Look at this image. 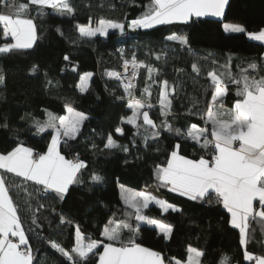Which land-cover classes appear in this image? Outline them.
Returning <instances> with one entry per match:
<instances>
[{
  "label": "snow or ice",
  "instance_id": "snow-or-ice-1",
  "mask_svg": "<svg viewBox=\"0 0 264 264\" xmlns=\"http://www.w3.org/2000/svg\"><path fill=\"white\" fill-rule=\"evenodd\" d=\"M229 0H147L143 5L144 11L126 25L110 19L100 18L96 26H92L91 18L87 25H76L80 37H95L97 34L106 36L109 29H118L122 34L126 28L153 29L158 25H190L203 22L200 18H221V28L225 34H244L248 40L264 44V27L249 30L244 24L226 22V6ZM0 5L8 12H0V25L4 38H11L12 42L0 46V54H10L16 50L32 49L40 38L35 18L48 15L47 9L60 16H74L75 7L71 0H27V3H16L15 0H0ZM36 16L33 17L32 13ZM127 19V17H125ZM56 31L63 35L60 28ZM164 40L176 42L182 48L192 53L189 37L186 34L172 32ZM163 52V50H162ZM194 54V53H193ZM213 57L208 53L203 57L205 61ZM161 57L156 55V59ZM65 61L71 62V57L64 55ZM211 64L219 65L224 71L216 68L208 70L206 79L210 81L205 90L206 108L203 112L193 104L188 115H198L199 123H190L186 128L175 127L172 120L177 118L173 110L176 86L170 85L168 80L159 82L157 103L160 117L164 119L157 123L150 116V110L156 107L152 103V85L145 83L140 93L141 98L135 95L137 78L140 69H146L147 80L157 83L154 74L159 69L146 64L136 58L124 59L123 72L107 71V76L120 81L124 94L117 97L127 100V108L132 115L121 117V124L131 125L136 131L131 143L136 146V137L140 136L145 148L151 147L149 140L158 142L164 132L174 133L184 142L192 141L207 153L198 159L188 158L182 153L181 142L173 145L166 165H157L156 177L160 185L168 188L180 197L191 201L211 203L216 202L230 214L228 223L232 228L239 230V244L244 246L242 259L254 261L255 264H264V255H254L247 249L250 233V222L256 221L264 225V54L260 61L249 62L246 67H239L238 72L232 70V60L228 57L225 63L212 58ZM192 71L199 76L204 65L194 62ZM73 71L76 67L73 66ZM31 71H39L38 65H33ZM177 71H183L177 69ZM130 72V75H129ZM47 75V73H45ZM92 72H84L76 85L80 92L88 90ZM6 76L0 71V85H4ZM46 82V87L52 85ZM230 89H234L235 99L231 108L225 107V98ZM67 115L57 116L44 110L45 120L31 117L32 127L36 134L48 133L50 141L46 150L37 151L26 146L19 140L20 129H12L5 117L0 128L10 131L15 139L11 145L0 149V264H33L34 249L30 244L27 231H35L32 225L37 224L36 212L46 207L41 201L49 198L58 202L64 201L70 187L73 185L85 186L88 182L102 183L104 178L92 171L89 172L88 163L79 153L67 158L62 152V144L67 146L69 141H76L81 134V128L89 117L76 111L71 105L65 104ZM194 109V110H193ZM31 114L20 117L26 120ZM51 129L49 132L48 130ZM95 133V129H93ZM114 133L126 135L125 129L116 126ZM7 135V133H5ZM92 150L99 147L95 142L90 145ZM121 149L129 151L127 145H121L114 138L112 132L103 137V149ZM127 163V161H125ZM88 179L85 180V173ZM121 187V198L131 211L122 213L123 219H109L103 226L100 235L103 240L85 236L80 226L75 225V243L70 247L64 246L55 240L46 241L55 249L68 264H202L205 252L189 245L186 249V260L169 256L163 250H154L152 247L138 242L142 235L141 224L154 226L163 240H170L173 226L163 219L152 218L145 214L150 205L159 206L163 213L182 211L177 205L160 199L147 191H131ZM36 202L34 208L33 202ZM50 207V206H49ZM53 212L56 209H51ZM59 216L60 225H71L73 221L62 213ZM115 217V214H113ZM30 217L29 228L24 227V218ZM133 217L136 223H133ZM259 218V219H257ZM264 230V229H262ZM39 235V232H37ZM127 237V238H125ZM15 238V239H13ZM102 247V251H100ZM92 257H98L93 262ZM233 258L222 256L217 264H232ZM239 264V262H237Z\"/></svg>",
  "mask_w": 264,
  "mask_h": 264
},
{
  "label": "trees",
  "instance_id": "trees-1",
  "mask_svg": "<svg viewBox=\"0 0 264 264\" xmlns=\"http://www.w3.org/2000/svg\"><path fill=\"white\" fill-rule=\"evenodd\" d=\"M15 2L27 3V0ZM71 2L76 9L74 16H60L47 9L48 15L34 19L40 38L32 49L0 54V71L6 76L5 84L0 85V123L6 117L12 129H20L19 140L26 146L43 151L46 150L50 136L48 133L36 134L31 117L45 120V109L57 116L67 115L65 104L71 105L76 111L85 113L89 119L84 122L76 141H69L67 146L62 144V152L67 158L79 153L88 163L89 172L94 171L104 178L98 184L89 181L85 186H71L62 202L51 198L41 201L46 207L36 212L37 224L42 227L32 225L35 231H27L31 218H24V227L34 249L33 264H68L46 241L55 240L66 247L74 245L77 224L85 236V242L89 238L103 240L100 232L104 224L112 218L123 219L122 213L131 211L122 201L121 185L131 191L154 187L166 201L182 210L163 214L156 206L145 210L146 215L171 224L173 234L170 240H163L160 238L162 234L158 235L154 226L141 224L142 235L138 242L142 240L144 246L163 250L169 256L186 260V249L191 245L206 253L201 258L202 264H217L225 255L233 258L232 264H251L242 259L244 247L239 244V231L228 223L230 216L222 204L213 203L206 207L207 200L191 201L180 197L161 186L157 180V165H166L172 147L178 141L182 145L181 154L188 158L198 159L202 155L207 156V153L194 142H184L174 133L168 132H164L158 142L149 140V148H145L140 136L135 138L136 146H133L131 140L136 129L131 125L121 124V117L131 116L132 110L127 108L126 99H117L125 95L120 81L110 78L106 73L120 71L123 60L130 59L135 54L138 60L159 69V73L154 74L157 83L146 79V69L139 70L136 81L137 98H141L140 93L146 82L152 85L151 100L156 107L150 110V116L157 123L164 119L159 116L157 100L159 82L166 79L170 85L176 86L173 110L178 114L175 120L172 117L168 119L173 121L175 127L182 129L190 123L204 126L198 115L190 116L188 111L197 101L201 112L206 108V101L210 99V96L205 95L210 83L206 79L207 71L212 68H216L218 72L224 71L219 65L211 64V59L223 64L231 57L232 70L238 72L237 66L246 67L249 62L260 61L261 54H264V44L248 40L244 34H225L221 28V20L207 17L200 18L203 22L190 25H160L153 29L135 31L126 28L123 34L118 29H113L106 36L97 34L90 38L80 37L76 25H87L90 18L92 26H96L100 18L127 25L144 11L143 5L147 0ZM5 10L8 9L0 5V11ZM225 12L226 22L241 23L253 31L264 27V0H229ZM32 15L35 17L36 13L33 12ZM57 28L61 29L63 35L56 31ZM172 32L189 37L192 53L176 42L164 40ZM4 43L0 34V46ZM208 53H212L213 57L205 61L203 57ZM65 54L71 57V62L63 59ZM157 54L161 57L159 60L156 59ZM194 62L204 65L199 76L192 71L191 65ZM33 65L39 66L38 72L31 71ZM73 66L76 71L72 70ZM84 72H92L93 76L88 90L80 92L76 85ZM261 74H264V69ZM48 80L53 83L46 87ZM234 99V89H230L225 98L228 107L231 108ZM25 114L31 115L28 119L21 120L20 117ZM118 125L125 129L126 135L114 133ZM109 132L114 134L121 145H127L129 151L101 150L103 137ZM13 139L15 138L10 131L0 128V149L14 146L11 145ZM93 142L99 145L95 150L90 147ZM84 175L87 180L88 173ZM33 206L36 207L35 201ZM53 207L55 212L51 210ZM59 213L71 219L73 224L57 227ZM133 223H136L134 217ZM249 228L252 238L247 249L254 255H264V225L252 221ZM97 259L98 257H92L93 262Z\"/></svg>",
  "mask_w": 264,
  "mask_h": 264
},
{
  "label": "crops",
  "instance_id": "crops-1",
  "mask_svg": "<svg viewBox=\"0 0 264 264\" xmlns=\"http://www.w3.org/2000/svg\"><path fill=\"white\" fill-rule=\"evenodd\" d=\"M226 10V9H225ZM9 10H5V11H0V12H8ZM207 18H212V19H216V20H221V18H217V17H207ZM158 26H160V25H158ZM0 29H2V25H0ZM109 31V30H108ZM0 34L2 35V37H3V34H2V31H0ZM3 40H4V42L5 43H8V42H12L11 41V38L10 37H8L7 39L6 38H4L3 37ZM260 43V42H259ZM225 107H227V108H230V107H228V105L226 104V102H225ZM142 191H147V192H150V193H152V194H154L155 196H157L158 198H160V199H164L162 196H161V194L154 188V187H150V188H147V189H143ZM165 200V199H164ZM123 201V200H122ZM151 206H156V205H150V207ZM223 206V205H222ZM156 207H158L159 208V206H156ZM226 210V209H225ZM227 211V210H226ZM229 216H230V214H229ZM252 222V221H251ZM250 222V223H251ZM238 230V229H237ZM239 231V230H238ZM13 239H15V238H13ZM244 247V246H243ZM101 251H102V248H101ZM251 262V264H255V262L254 261H250Z\"/></svg>",
  "mask_w": 264,
  "mask_h": 264
},
{
  "label": "built area",
  "instance_id": "built-area-1",
  "mask_svg": "<svg viewBox=\"0 0 264 264\" xmlns=\"http://www.w3.org/2000/svg\"><path fill=\"white\" fill-rule=\"evenodd\" d=\"M119 72H123V68H122ZM129 75H130V72H129ZM136 81H137V78L134 80V83H135V84H136ZM213 203H217L215 197L212 198V202H211V203H209V202L206 201L205 205H206L207 207H209V206L212 205ZM218 204H220V203H218Z\"/></svg>",
  "mask_w": 264,
  "mask_h": 264
},
{
  "label": "rangeland",
  "instance_id": "rangeland-1",
  "mask_svg": "<svg viewBox=\"0 0 264 264\" xmlns=\"http://www.w3.org/2000/svg\"><path fill=\"white\" fill-rule=\"evenodd\" d=\"M93 27H95V26H93ZM109 30H113V29H109ZM123 200V199H122Z\"/></svg>",
  "mask_w": 264,
  "mask_h": 264
},
{
  "label": "bare ground",
  "instance_id": "bare-ground-1",
  "mask_svg": "<svg viewBox=\"0 0 264 264\" xmlns=\"http://www.w3.org/2000/svg\"><path fill=\"white\" fill-rule=\"evenodd\" d=\"M206 206V205H205ZM207 207V206H206Z\"/></svg>",
  "mask_w": 264,
  "mask_h": 264
}]
</instances>
